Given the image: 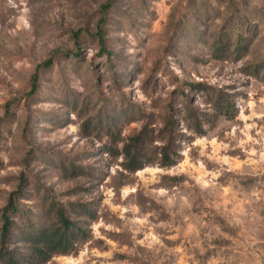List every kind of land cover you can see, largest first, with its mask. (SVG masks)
<instances>
[{"label": "rangeland", "instance_id": "1", "mask_svg": "<svg viewBox=\"0 0 264 264\" xmlns=\"http://www.w3.org/2000/svg\"><path fill=\"white\" fill-rule=\"evenodd\" d=\"M171 109L175 164L125 172ZM10 198L17 228L88 211L47 264H264V0H0V217Z\"/></svg>", "mask_w": 264, "mask_h": 264}, {"label": "trees", "instance_id": "2", "mask_svg": "<svg viewBox=\"0 0 264 264\" xmlns=\"http://www.w3.org/2000/svg\"><path fill=\"white\" fill-rule=\"evenodd\" d=\"M34 79V85H36ZM201 85H197L200 87ZM204 91V86L201 88ZM221 95L216 96L213 107L216 111L228 109L229 104ZM184 120L187 129L195 137H203L205 132L197 111L189 104L184 105ZM173 110L165 116L163 127L154 136L151 132L143 129L139 134L129 138L121 151L123 158L122 168L125 172L136 173L151 165L170 167L176 162L177 143L180 134L176 132V122L173 119ZM160 143L153 148L155 142ZM73 169L70 175H76ZM15 195V194H13ZM11 195V197H13ZM45 223L41 227H34L32 224L17 228L13 219L18 212L14 201L10 198L7 207L2 211L0 222V244L4 246L7 240L16 231L19 241H22V248L15 251L3 250L0 252V264H47L54 256H66L71 254L73 244L83 237V230L76 228L69 219V213L88 217L87 210L78 204L61 205L42 203L41 206Z\"/></svg>", "mask_w": 264, "mask_h": 264}]
</instances>
